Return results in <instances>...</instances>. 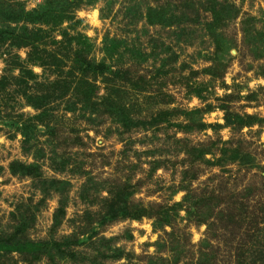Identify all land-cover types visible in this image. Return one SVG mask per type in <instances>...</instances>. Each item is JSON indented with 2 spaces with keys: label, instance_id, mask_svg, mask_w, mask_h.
<instances>
[{
  "label": "rangeland",
  "instance_id": "374dc122",
  "mask_svg": "<svg viewBox=\"0 0 264 264\" xmlns=\"http://www.w3.org/2000/svg\"><path fill=\"white\" fill-rule=\"evenodd\" d=\"M253 230L264 0H0V264H232Z\"/></svg>",
  "mask_w": 264,
  "mask_h": 264
},
{
  "label": "trees",
  "instance_id": "16d2710c",
  "mask_svg": "<svg viewBox=\"0 0 264 264\" xmlns=\"http://www.w3.org/2000/svg\"><path fill=\"white\" fill-rule=\"evenodd\" d=\"M212 17H213L212 19L213 23L210 25V27H212L211 28L212 30L214 29L216 30L219 23H225L224 20H222L219 16H216L214 13ZM217 37L221 38L220 41L223 42L222 36H217ZM223 200L225 199L223 198L217 201V205H218L217 207H219L221 203L224 202ZM134 210L135 211L133 213L134 215H132V218L136 219L139 217L142 209L138 208ZM199 212H198V216L201 215ZM216 214L220 217L217 221L220 223L221 220L226 218L227 216V215L224 216L223 209L216 211ZM234 218H236L235 215L229 216V219H234ZM208 230L211 231V227H208ZM255 233L256 231L253 230L251 233L249 232V235L247 236H242V235L236 236V239L238 238L236 241H235V237L233 239L232 238L228 239L227 255L229 258L233 259L232 264H264V248H263L264 244L259 245L257 241L258 236ZM259 246H262L261 251L259 250Z\"/></svg>",
  "mask_w": 264,
  "mask_h": 264
},
{
  "label": "clouds",
  "instance_id": "9594fccd",
  "mask_svg": "<svg viewBox=\"0 0 264 264\" xmlns=\"http://www.w3.org/2000/svg\"><path fill=\"white\" fill-rule=\"evenodd\" d=\"M37 71H39V69H37Z\"/></svg>",
  "mask_w": 264,
  "mask_h": 264
}]
</instances>
